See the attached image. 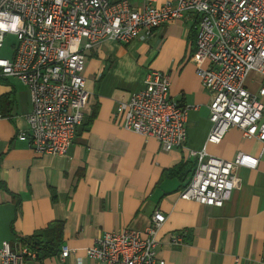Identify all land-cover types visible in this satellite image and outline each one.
I'll return each mask as SVG.
<instances>
[{
    "label": "crops",
    "instance_id": "crops-1",
    "mask_svg": "<svg viewBox=\"0 0 264 264\" xmlns=\"http://www.w3.org/2000/svg\"><path fill=\"white\" fill-rule=\"evenodd\" d=\"M128 1L141 8L145 0ZM166 1L174 0L152 4ZM192 24L188 14L128 43L105 39L87 51V113L65 155L37 154L17 138L28 127L29 90L19 80L0 79V98L12 94L8 110L0 102V242L16 247L19 238L31 237L40 246L60 242L71 249L64 260L57 252L27 264H103L86 249L106 231L145 230L156 210L165 215L157 231L164 264H264V145L237 128L218 144L207 142L210 96L191 60ZM150 70L168 72L170 95L188 108L185 149L163 150L156 138L123 128L115 115L117 101L141 90ZM262 83L255 70L244 81L264 104ZM202 149L224 160L238 152L258 157L255 168H237L239 185L220 207L180 197L196 165L188 151ZM179 164V174L163 175Z\"/></svg>",
    "mask_w": 264,
    "mask_h": 264
},
{
    "label": "built area",
    "instance_id": "built-area-1",
    "mask_svg": "<svg viewBox=\"0 0 264 264\" xmlns=\"http://www.w3.org/2000/svg\"><path fill=\"white\" fill-rule=\"evenodd\" d=\"M152 1L135 8L128 0H0V49L8 34L15 38L10 57L0 56V79L15 78L30 94L28 127L17 134L19 140L37 154H67L87 113V51L105 39L128 43L142 30L150 34L190 14L195 30L191 60L210 96L207 142L218 144L237 128L264 145V104L244 84L252 70L264 79V0H174L160 6ZM258 95L264 96V83ZM187 109L170 95L169 73L150 70L141 90L117 101L115 115L123 128L156 138L168 151L186 148ZM188 156L196 158V165L180 197L217 207L239 185L237 168H255L258 162L245 152L232 160L204 149L189 150ZM164 220L156 210L145 230L106 231L86 256L103 264H164L157 256V231ZM180 238L173 236L174 242ZM15 246L0 242V264H27L41 257V246L27 237ZM70 252L62 245L59 259Z\"/></svg>",
    "mask_w": 264,
    "mask_h": 264
},
{
    "label": "trees",
    "instance_id": "trees-1",
    "mask_svg": "<svg viewBox=\"0 0 264 264\" xmlns=\"http://www.w3.org/2000/svg\"><path fill=\"white\" fill-rule=\"evenodd\" d=\"M195 32V30H194ZM193 44L195 43V35L193 38ZM195 50V44H194V49L193 52ZM0 102L2 104V106H4L7 110L8 108L11 106L12 104V94L8 93L4 96H2L0 98ZM93 116V115H92ZM184 166V164H179L177 166H174L173 168L167 169L163 172V175H177L181 172V168ZM0 188H4L5 189V185L0 181ZM55 228L58 230L59 229V233L61 234V224L60 223H55ZM31 239V237H27V240ZM32 240V239H31ZM34 241V240H32ZM28 242V241H27ZM60 242H57L56 244H43L41 245V256L42 257H47L50 255H55L57 252L60 251ZM59 248V249H58Z\"/></svg>",
    "mask_w": 264,
    "mask_h": 264
},
{
    "label": "rangeland",
    "instance_id": "rangeland-1",
    "mask_svg": "<svg viewBox=\"0 0 264 264\" xmlns=\"http://www.w3.org/2000/svg\"><path fill=\"white\" fill-rule=\"evenodd\" d=\"M14 40H15V38L11 34H8L5 37L4 42H3V46L0 49V56L10 57L11 52H12L11 46H12V43L14 42ZM9 82L11 84H13L14 82L19 84L18 83L19 81L16 80L15 78H9Z\"/></svg>",
    "mask_w": 264,
    "mask_h": 264
}]
</instances>
